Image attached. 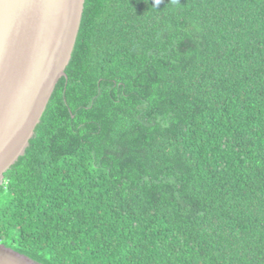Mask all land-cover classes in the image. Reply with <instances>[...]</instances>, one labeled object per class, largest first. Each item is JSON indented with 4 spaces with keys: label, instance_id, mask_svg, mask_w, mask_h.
Returning <instances> with one entry per match:
<instances>
[{
    "label": "trees",
    "instance_id": "16d2710c",
    "mask_svg": "<svg viewBox=\"0 0 264 264\" xmlns=\"http://www.w3.org/2000/svg\"><path fill=\"white\" fill-rule=\"evenodd\" d=\"M0 244L40 264H264V0H86L0 185Z\"/></svg>",
    "mask_w": 264,
    "mask_h": 264
},
{
    "label": "water",
    "instance_id": "95a60500",
    "mask_svg": "<svg viewBox=\"0 0 264 264\" xmlns=\"http://www.w3.org/2000/svg\"><path fill=\"white\" fill-rule=\"evenodd\" d=\"M86 0H0V185L66 77ZM0 264H40L0 244Z\"/></svg>",
    "mask_w": 264,
    "mask_h": 264
}]
</instances>
